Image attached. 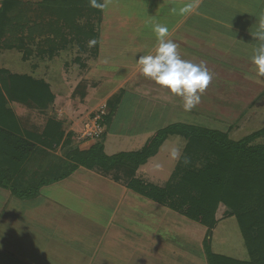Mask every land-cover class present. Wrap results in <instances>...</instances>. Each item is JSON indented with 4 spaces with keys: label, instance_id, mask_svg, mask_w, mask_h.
<instances>
[{
    "label": "rangeland",
    "instance_id": "1",
    "mask_svg": "<svg viewBox=\"0 0 264 264\" xmlns=\"http://www.w3.org/2000/svg\"><path fill=\"white\" fill-rule=\"evenodd\" d=\"M19 1L22 3L21 10L30 16V9L35 8L41 0ZM110 1L105 0V21L99 30L103 34L110 31L109 23L112 20L108 11ZM152 22L149 20L139 25L141 29L152 31L154 26ZM78 24L84 28H87L85 26L88 24V29L92 31H96L95 29L100 25L95 18H91L87 22L82 20ZM43 26L46 27L45 24ZM65 33L67 34L66 29ZM9 38L10 35H4L0 42V70H5L11 74H25L35 79H42L44 82L47 81L46 83L49 84L52 92L55 91V94L66 97L65 101L57 99V102H53L44 112L22 106L26 111L19 119L21 128L41 132L47 119L54 118L64 122L63 129L65 132L73 133L71 134L74 141H81L80 136L85 132V124L102 102L90 103L91 96L87 89L92 86V80L79 81V77L84 78L85 76L82 71L80 72L82 76L79 77H76L78 75H76V70L70 76L67 74L65 85L61 83L60 79L66 72L64 63L69 64L71 58L74 59V57L79 56L83 60L84 58L87 61L92 60L96 44L92 43L93 41L82 43L81 46L84 48L85 54H82L83 50H79L77 45H68L63 47L64 49L60 51L56 59L43 58L41 60L36 53L39 49L44 50L45 37H37L34 43L26 42L32 53L24 61L19 51L5 47L3 40L7 39L8 41ZM145 40H149L150 44L148 45L147 41L143 42L142 40L143 45L140 50H135V55L129 56V64L135 63L138 55L141 56L142 52L145 51L144 45L148 46V50L153 47L152 40ZM104 41L108 42L109 40ZM104 56L103 64L106 67L103 71L99 70V73L106 76V79L117 83L128 73H132L133 66L129 65L123 70L121 66V68L119 67L118 62H110L111 55L105 54ZM208 57L210 56L182 57V59L194 63L204 62L213 74L211 83L200 94L199 104L191 110H185L181 97L173 93L172 95L168 94L171 98L167 101L170 99L171 101L167 103L168 108H165L166 114L164 116L163 113L164 118L156 120L157 113H153L156 108H153L152 104L139 99V94L126 96L118 108V114L116 112V121L114 120V123L112 121L106 128L105 153L114 155L119 152L136 151L139 149L142 139L146 137L143 136V133L155 131L171 124H187L223 132L228 131L229 138L232 140H239L262 129L264 127V101H259L256 98L262 91V87L258 83L264 86V79H256L258 83L245 81L241 77L240 71L229 70L219 63L209 61ZM214 58L218 61L221 56ZM232 59L234 64L230 63L229 66L239 69L249 67L240 59L234 57ZM89 64L93 67L95 61L89 62ZM90 75L95 76L96 73ZM142 76L141 73L134 77V80H138ZM250 77L251 79L255 78L254 75H250ZM103 83L99 86H104ZM132 84H128L125 89L137 92L135 88L132 89ZM156 85L158 84L152 80L151 86ZM150 89L154 90L152 94L161 93L162 90L149 88V92ZM8 107L15 113L16 107L13 103H9ZM133 133H140V136H122V134ZM258 142L264 143V138ZM185 143V139L181 136H169L159 148L158 153L144 167L140 168L136 177H141L149 183L164 187L176 168ZM87 146L84 144L82 148ZM174 149L179 151L178 158H173L171 155ZM144 173L146 175H143ZM82 174H87L85 178L89 180L88 183L81 182V177L76 174L63 183L44 187L39 191L37 201L43 204L40 206H45L43 201L46 202L44 200L46 196L50 202L54 195L56 200L53 201L54 206L52 208L62 209V222L64 224H61L58 218L59 227L57 222L47 225L49 233L57 232L55 233L56 238L52 236L53 234H47L43 229L37 228L43 226V221L37 218L34 222L30 221L29 225L21 214L23 209L32 206L36 200L14 198L9 208L11 215L6 216L7 220L1 216L3 222L0 223V263L24 264L21 259L27 261L32 258L35 264H42L43 260L46 264H61V261L64 264H74L73 262L77 259V264H91L89 254L97 245L96 240L101 234L103 237L106 236L105 240L107 241L102 244L101 250L108 251L109 248H112V255H114L107 256L106 260H102V264H207L204 253L205 244H209L213 254L239 261L248 260V250L237 219L234 216L222 218V208L217 213L219 221L216 226L212 230H208L180 216L165 205L154 203L132 192H127L123 196L120 194V187L113 184L106 186L108 183L106 181L101 182L95 175ZM4 193L7 192L0 188V207L2 200L6 197ZM111 203L113 204L111 205ZM116 205L118 209L113 215L110 209L113 211V207ZM14 209H16L15 212H13ZM106 209L107 214H102L101 212L106 211ZM110 215H113L114 219L111 224H108ZM76 221L81 224L78 226V230L84 229L80 236L76 235L78 230H74L77 229ZM69 223L73 224L71 231L66 229V224ZM90 228L91 233L88 231ZM106 228L108 231L104 233ZM110 233L111 236L114 235L113 239L119 241V244L114 242L113 246V243L111 244L112 247L109 246V240L112 239L109 236ZM70 239L72 241L69 244L68 240ZM88 242H92V248L88 247ZM75 258L76 260H74ZM38 259H40L39 263L37 262ZM28 261L26 263L32 262Z\"/></svg>",
    "mask_w": 264,
    "mask_h": 264
},
{
    "label": "trees",
    "instance_id": "2",
    "mask_svg": "<svg viewBox=\"0 0 264 264\" xmlns=\"http://www.w3.org/2000/svg\"><path fill=\"white\" fill-rule=\"evenodd\" d=\"M95 3L96 6L92 0H41L30 9L29 16L21 10L19 0H1L0 42L4 35H10L8 41L3 40L5 47L19 51L24 61L32 53L26 42L34 43L37 37H45L44 50L36 53L41 60H52L73 44L84 52L82 43L96 44L98 29L92 31L88 24L84 28L78 23L95 18L100 24L102 0ZM121 96L119 92L105 101L106 114L101 122L104 131L88 148L81 149L73 135L65 133L63 123L54 118L47 119L41 132L21 128L8 104L44 112L53 104L54 94L42 79L0 70V188L19 199L37 196L41 187L54 183L55 179H41L35 187L26 189H19L14 183L39 147L51 151L59 148L71 163L59 179H65L79 167L107 173L124 170L129 190L208 230L219 221L220 208L222 218L234 216L248 250V260L213 254L209 244H205L207 264H264V143L258 142L264 138V127L232 140L228 131L171 124L156 131L140 151L108 156L102 142ZM169 136H181L186 143L167 184L159 187L133 178L134 171L154 157Z\"/></svg>",
    "mask_w": 264,
    "mask_h": 264
},
{
    "label": "crops",
    "instance_id": "3",
    "mask_svg": "<svg viewBox=\"0 0 264 264\" xmlns=\"http://www.w3.org/2000/svg\"><path fill=\"white\" fill-rule=\"evenodd\" d=\"M189 4L192 5V7L188 11L186 12L180 11V9L186 7ZM173 9H175V11H173ZM108 11L110 17H112V20L113 19L114 20L113 21L111 20L109 23L110 31H108L107 34L106 33L103 34L99 31L101 27L104 25V21H105V0H102V12L100 18V25L97 28L98 38L96 42V47H95L96 51L94 54V58L89 61H87L85 58L84 60L80 59L79 58L80 56L74 57V59L71 58L69 64L64 63V69L66 70V72L63 74V77H61L60 81L63 85H65L66 84L65 81H67V74H69L70 76V74H73L74 70H76L77 71L76 75L78 74L76 77H79L82 76L80 75V72L82 71L85 76L84 78L79 77L80 78L79 81H82L84 79L92 80V86L89 89H87V92L91 96V99L89 100L91 104L100 101L105 102L114 94L121 92L122 93L121 100L116 108V111L109 125L112 123V121L113 123L114 120L116 121L117 119L115 118L116 112L118 114V110H119L118 108L120 107L121 102H123L125 97L128 95L134 96L139 94L138 95L139 99H141L142 101H147L150 104H152L151 106L153 108H156V110L153 111V113H157L156 120L164 118L166 114L165 108H168L167 103L171 101V99L169 101L167 100L171 98V96L169 95H172V93H170L168 89L163 88L159 85L151 86L152 79L147 78L142 74L143 76L141 78H139L138 80H134V77L142 73L140 70V65L136 62L140 55H138L135 63H131V64L128 63L130 61L129 56H134L135 55L134 51L140 50V48L142 47L143 45L142 40L143 42L147 41L148 45L150 44V41L145 39L152 40L153 47H151L148 50V46L144 45L143 49H145V51H143L141 55H147L150 53L154 54L155 52L157 38L153 30L146 31L144 29H141L139 25V24H143L144 22H148L149 20L153 21L152 23H154V25L160 24L167 27L168 33L165 39L171 40L178 45L177 50L181 58L190 57V56L199 57L202 55L204 56L208 55L210 56L207 58L209 59V61L213 63H219L220 65L229 68V70L240 71L241 77L244 78L245 81L250 82V81H256V79H261V80L264 79L256 76V68L250 59L251 51L258 43V41H256V38H254L252 34H255L259 28L260 15L262 12H264V0H119L116 2L114 0H111L108 7ZM114 22L115 25H113ZM107 39L109 40L108 42L104 41ZM82 54L85 53L82 52ZM105 54H109V56L111 55L110 62L111 63L118 62L119 67L121 66L123 70H125L126 67H128L129 65L133 66L134 68L132 73H128L124 78L121 79L120 82L117 83L112 82L110 79H106L107 78L106 76H104L102 73H99V70L103 71V69H105L106 67L103 64ZM215 56H221V58L217 61L214 58ZM57 57L58 56H56L54 59H56ZM233 57L240 59L242 63H245L249 67L245 69L243 68L239 69L233 66H229L230 63L234 64L232 59ZM92 61H95V65L93 67L89 64V62ZM67 68H69V70H67ZM92 73H96V75L95 76L90 75ZM245 74H248L249 77L250 75L251 76L254 75L255 78L253 79L246 78ZM102 82H104L103 83L104 86L103 85L99 86ZM130 83H133L132 89L135 88L137 92H133L132 90L129 91L125 89V87ZM258 84L259 86L262 87V91L259 93L256 99H259V101H264V96L262 97L261 95L264 92V86H262L260 83ZM149 88L162 89V90L161 93L158 92L152 94L153 93L152 91L154 90L150 89L149 92ZM54 95H55L54 103L57 102V99H61L63 101H65L66 99L65 96H62L60 94L57 95L54 93ZM13 104L16 107L14 110L15 111L14 114L18 117V119H21L22 115L25 114L26 111L25 108L17 103H13ZM62 123L64 125V122ZM164 127L166 126L160 127L155 131H148L146 133H143V131H141L143 133V136L146 137L142 139L141 145L139 146V149L136 151H140L143 148V146L146 144L148 139L151 138V136L156 131L163 129ZM65 133L67 134L70 132L66 131ZM139 134L140 133H133L129 135L122 134V136L123 137L134 136V135L140 136ZM106 136H107V131L105 132V136L102 142L104 153H105ZM81 141L79 142L74 141L81 149H86L89 147V145L92 144V141L84 140L85 143ZM84 144H87L88 146L82 148V145ZM136 151H130V152H136ZM149 160L147 161V163L149 162ZM70 165L71 163L64 158L59 148H57L54 151H51L39 147L36 153L34 154V156L31 158V160L25 165L21 174L17 177L14 186L19 189L32 188L35 187L41 179H49V178L55 179L54 183L41 187L39 189L40 191L44 187L53 186L58 183H63L68 178L74 177V175L76 174L78 175V177H81V182L88 183L87 181L89 180L88 179L86 180L85 178L87 174L83 175L82 173H89L88 175L90 174L95 175L99 180H101V182L106 181L108 183V185L106 186L113 184L115 186L120 187L121 189L120 194L123 196H125L127 192L134 193L133 191L127 188V177L125 175L124 170H120V172H116L113 170L107 173L97 169L88 170L83 167H79L65 179H59V176L62 175L63 172H65L70 167ZM145 165L139 167L136 171H134L132 177L141 180L144 183H149L141 177L139 178L136 177V175L139 174L138 171L140 170V168L144 167ZM143 175H146V173H144ZM101 182L99 181L100 184ZM4 191H6L7 193H4L6 197L4 200H2L1 203L2 205L0 207V223L3 222L1 216L2 217L4 216L6 219L7 218L6 216L10 214L11 210L9 208L14 198H16L12 196L9 191L7 190ZM39 194L40 193L38 192L37 196L29 200V201L36 200V202H34L32 206L23 209L21 211V214L27 220V223H29V225H30V221L34 222L37 218L43 221L44 222L43 226H38L37 228L43 229L44 232L47 234H53L52 236L56 238L57 235L55 233L57 232L52 230L53 232L49 233L47 225L54 224L55 222H57L56 224L59 227L60 223L58 222L60 221L61 224H64L62 222V217H63L62 209L52 208V206H54L53 201L56 200V196L54 195L50 202L47 199L48 197L46 196V199L44 198L46 202L43 201L45 206H40L43 204H40L37 201V199H39ZM112 204L113 203H111V205ZM113 208H114L113 211L110 208L109 209L114 215L118 209L117 205ZM15 211L16 209L13 210V212ZM104 212L101 213L107 214V209ZM113 215H110V221L108 222V224H111L113 222L114 219ZM58 218L60 219V221L58 220ZM66 225H67L66 229L70 231L73 230L71 228L73 224L69 223ZM79 225L81 224L80 223L75 224V226H77V229L74 230H78ZM31 226L33 227V225ZM82 230L84 229L82 228L79 229L76 235L77 236L82 235L83 234ZM105 230L104 233L105 232L107 233L108 229L106 228ZM88 231L89 233H91L92 232L91 228ZM109 236L112 238L109 240L110 242L108 241L110 247L114 245V242L119 244V241L113 239L114 235L111 236L110 233ZM105 237H103V234L99 235V238L96 240L97 245L90 251L91 253L89 254L90 256L89 258L91 260V264L93 263L102 264V260H106L107 256L112 255V248H109L108 251L101 250L102 244L107 242L105 240ZM71 241H72L71 239L68 240V243L70 244ZM91 243L92 242H88L87 244L88 247L92 248ZM14 252H16V250H14ZM30 252L33 251L30 250ZM34 255L36 256L35 253ZM28 260H27L28 262L32 261L31 263L35 264L32 258ZM74 260H76V258ZM77 260L74 261L73 263L77 264ZM21 261L24 264H31V263H26L27 261H24L22 259ZM39 261L40 259L37 260L38 263ZM60 263L64 264V262L62 261ZM0 264H4V263L1 262ZM42 264H46L44 260L42 261Z\"/></svg>",
    "mask_w": 264,
    "mask_h": 264
},
{
    "label": "clouds",
    "instance_id": "4",
    "mask_svg": "<svg viewBox=\"0 0 264 264\" xmlns=\"http://www.w3.org/2000/svg\"><path fill=\"white\" fill-rule=\"evenodd\" d=\"M92 4L96 6L95 0H92ZM191 7L192 5L189 4L180 11L186 12ZM153 32L157 38L155 52L139 56L137 63L140 65V70L145 77L181 97L185 110H191L200 103V94L211 83L213 74L204 62L194 63L181 58L177 50L178 45L165 39L168 33L166 26L156 24L153 26ZM252 35L258 43L252 49L250 59L256 68V76L264 78V12L260 15L258 30ZM245 76L251 78L248 74ZM171 155L173 158H178L179 151L174 149ZM187 162L185 158V163Z\"/></svg>",
    "mask_w": 264,
    "mask_h": 264
},
{
    "label": "built area",
    "instance_id": "5",
    "mask_svg": "<svg viewBox=\"0 0 264 264\" xmlns=\"http://www.w3.org/2000/svg\"><path fill=\"white\" fill-rule=\"evenodd\" d=\"M106 114V104H102L94 111V113L89 117L88 122L85 124V132L80 136V140L92 141L99 139L102 135L104 128L101 125L103 122V116Z\"/></svg>",
    "mask_w": 264,
    "mask_h": 264
}]
</instances>
